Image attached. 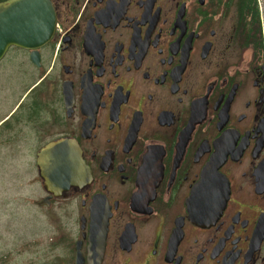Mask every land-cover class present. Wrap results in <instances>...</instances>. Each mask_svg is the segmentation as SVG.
Instances as JSON below:
<instances>
[{
	"label": "flooded vegetation",
	"instance_id": "flooded-vegetation-1",
	"mask_svg": "<svg viewBox=\"0 0 264 264\" xmlns=\"http://www.w3.org/2000/svg\"><path fill=\"white\" fill-rule=\"evenodd\" d=\"M52 2L51 39L0 60V149L32 166L52 263L264 264L258 0Z\"/></svg>",
	"mask_w": 264,
	"mask_h": 264
},
{
	"label": "rangeland",
	"instance_id": "rangeland-1",
	"mask_svg": "<svg viewBox=\"0 0 264 264\" xmlns=\"http://www.w3.org/2000/svg\"><path fill=\"white\" fill-rule=\"evenodd\" d=\"M0 68L5 82L17 75L12 56ZM21 158V149H0V259L4 256L7 264H45L62 252L52 240L56 224L49 212L34 205V171Z\"/></svg>",
	"mask_w": 264,
	"mask_h": 264
},
{
	"label": "water",
	"instance_id": "water-1",
	"mask_svg": "<svg viewBox=\"0 0 264 264\" xmlns=\"http://www.w3.org/2000/svg\"><path fill=\"white\" fill-rule=\"evenodd\" d=\"M55 26L52 0L0 2V60L10 46L34 48L45 44L53 36Z\"/></svg>",
	"mask_w": 264,
	"mask_h": 264
},
{
	"label": "trees",
	"instance_id": "trees-1",
	"mask_svg": "<svg viewBox=\"0 0 264 264\" xmlns=\"http://www.w3.org/2000/svg\"><path fill=\"white\" fill-rule=\"evenodd\" d=\"M0 1H5V0H0ZM4 256H2V258L0 259L1 261H0V264H7V262H4ZM52 264V262H47V263H45V264Z\"/></svg>",
	"mask_w": 264,
	"mask_h": 264
},
{
	"label": "built area",
	"instance_id": "built-area-1",
	"mask_svg": "<svg viewBox=\"0 0 264 264\" xmlns=\"http://www.w3.org/2000/svg\"><path fill=\"white\" fill-rule=\"evenodd\" d=\"M260 6H261V9H262L261 2H260ZM262 22H263V33H264V13L263 12H262Z\"/></svg>",
	"mask_w": 264,
	"mask_h": 264
}]
</instances>
